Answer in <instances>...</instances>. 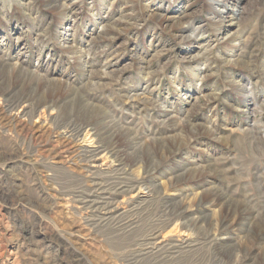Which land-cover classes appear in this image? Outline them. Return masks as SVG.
Returning a JSON list of instances; mask_svg holds the SVG:
<instances>
[{"label": "rangeland", "instance_id": "1", "mask_svg": "<svg viewBox=\"0 0 264 264\" xmlns=\"http://www.w3.org/2000/svg\"><path fill=\"white\" fill-rule=\"evenodd\" d=\"M210 2L0 0V264H264V0Z\"/></svg>", "mask_w": 264, "mask_h": 264}, {"label": "bare ground", "instance_id": "2", "mask_svg": "<svg viewBox=\"0 0 264 264\" xmlns=\"http://www.w3.org/2000/svg\"><path fill=\"white\" fill-rule=\"evenodd\" d=\"M234 2H235V0H211L210 3H214V4L218 5V9H219V10H223V9H227V8H229V7H228L229 4H232V6H234ZM213 6H215V5H213ZM218 9H217V7H215V10H216V11L221 12V11H219ZM236 13H237V15L234 16ZM238 14H239V15H238ZM227 17H229V18H233V19H234V22H233V23L237 24L238 21H239V18H240V12L238 13V10H235V9L233 8L231 14H229ZM234 35H235V34H234ZM71 49H72V48H71ZM51 106H52V105H50V106H46V109H47V110H51V109H52ZM42 110H43V109H42Z\"/></svg>", "mask_w": 264, "mask_h": 264}]
</instances>
